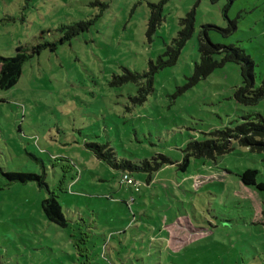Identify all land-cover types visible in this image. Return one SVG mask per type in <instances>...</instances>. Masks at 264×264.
Masks as SVG:
<instances>
[{
  "label": "rangeland",
  "instance_id": "obj_1",
  "mask_svg": "<svg viewBox=\"0 0 264 264\" xmlns=\"http://www.w3.org/2000/svg\"><path fill=\"white\" fill-rule=\"evenodd\" d=\"M161 3L162 22L150 32L152 6ZM194 10L193 37L141 102L147 79L125 77L175 47ZM205 29L212 43L253 58L260 86L264 0H0V57L56 45L25 64L15 88L0 90V167L45 173L69 222L61 228L45 218L47 188L4 186L0 170V264H264V192L240 177L256 169L264 182V154L234 142L215 161L191 158L179 169L190 141L264 117V100L237 103L235 63L192 81ZM90 143H109L138 164L159 155L174 164L151 175L117 171ZM19 215L22 222H10Z\"/></svg>",
  "mask_w": 264,
  "mask_h": 264
},
{
  "label": "trees",
  "instance_id": "obj_2",
  "mask_svg": "<svg viewBox=\"0 0 264 264\" xmlns=\"http://www.w3.org/2000/svg\"><path fill=\"white\" fill-rule=\"evenodd\" d=\"M217 1V0H214ZM234 0H231V3ZM162 4L158 7L152 6V16L150 18V32L156 29L162 22ZM236 23V22H234ZM183 29L179 33L178 39L174 40L176 46L167 48L165 54L160 56L158 62H150V69L144 74L131 73L125 77L126 80L138 81L147 79L149 83L148 90L145 95H142L141 102H144L148 96L154 93V78L155 75L167 66L175 65L181 55L183 47L187 41L193 37L195 31V10L189 13L181 20ZM209 28L212 26H208ZM207 27V28H208ZM234 29H236L234 25ZM75 27L70 28V32H74ZM71 34V33H69ZM68 34V35H69ZM69 36L62 38V42L68 39ZM47 48L55 50V44H40L29 49L26 46H19L16 55L12 57H0V64L2 65L0 71V90L9 91L15 88L23 74L25 64L35 56ZM199 51L201 54V61L196 64L193 75V82L197 83L203 79H207L217 68L222 67L226 63H235L239 67L242 84L234 92V97L238 104L250 107L256 106L264 100V78L260 86H257L256 80V64L253 58L246 53L245 50L237 45L225 46L222 44L212 43L209 37L208 30L205 29L203 36L199 39ZM223 55V59L218 61L215 56ZM169 57L165 60L164 57ZM206 139L190 141L184 149L185 155L182 163L179 164L181 171H187L191 164V158L202 160H216L220 156L229 154L234 150L233 143L238 142L240 145L249 148L253 152L264 154V117L261 114H256L242 118L240 123L234 127H224L213 130L206 135ZM95 157L105 162L110 168L133 173H149L158 172L163 165H173V161L166 156L159 155L152 160L144 159L140 164L130 161L128 159L120 158L118 153L109 143H90L87 145ZM161 159L160 162H157ZM1 175L5 178L7 183L4 186H12L14 184L27 185L29 183H36L39 187L47 188L49 186L45 180V173L38 174L32 171H17L15 169L5 170L1 168ZM260 171L256 169H248L243 172L240 177L244 185L255 187L257 190L264 192V182L258 181ZM20 209L19 207L17 210ZM41 210L45 218L61 228L68 227V219L66 218L63 207L57 197L51 193V196L42 201ZM15 219L10 220L11 223L22 222V217L14 216ZM8 225V224H7ZM17 225V224H16ZM15 227V225H10Z\"/></svg>",
  "mask_w": 264,
  "mask_h": 264
},
{
  "label": "built area",
  "instance_id": "obj_3",
  "mask_svg": "<svg viewBox=\"0 0 264 264\" xmlns=\"http://www.w3.org/2000/svg\"><path fill=\"white\" fill-rule=\"evenodd\" d=\"M124 181L127 182L128 184H135L136 182L131 178L129 177V175L125 174L124 177H123Z\"/></svg>",
  "mask_w": 264,
  "mask_h": 264
},
{
  "label": "crops",
  "instance_id": "obj_4",
  "mask_svg": "<svg viewBox=\"0 0 264 264\" xmlns=\"http://www.w3.org/2000/svg\"><path fill=\"white\" fill-rule=\"evenodd\" d=\"M2 65L0 64V71H1Z\"/></svg>",
  "mask_w": 264,
  "mask_h": 264
}]
</instances>
